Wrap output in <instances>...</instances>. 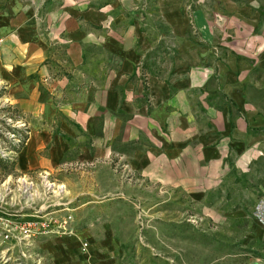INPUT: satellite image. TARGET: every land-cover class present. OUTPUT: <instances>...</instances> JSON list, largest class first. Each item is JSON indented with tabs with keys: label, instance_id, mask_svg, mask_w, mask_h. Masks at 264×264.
<instances>
[{
	"label": "crops",
	"instance_id": "1",
	"mask_svg": "<svg viewBox=\"0 0 264 264\" xmlns=\"http://www.w3.org/2000/svg\"><path fill=\"white\" fill-rule=\"evenodd\" d=\"M28 1L0 0V82L30 129L16 167L117 155L188 189L217 176L223 149L244 152L247 117L264 115V0H199L192 36L167 26L161 43L126 0Z\"/></svg>",
	"mask_w": 264,
	"mask_h": 264
},
{
	"label": "rangeland",
	"instance_id": "2",
	"mask_svg": "<svg viewBox=\"0 0 264 264\" xmlns=\"http://www.w3.org/2000/svg\"><path fill=\"white\" fill-rule=\"evenodd\" d=\"M126 1L148 33L157 31L159 43L167 26L191 28L192 36L197 25L199 0ZM201 1L212 9L214 0ZM31 4L37 8L25 0ZM142 9L158 16L142 17ZM170 10L177 12L169 17ZM225 105L233 120L229 100ZM250 117L244 152L233 157L223 149L217 176L205 183L196 178L188 189L151 181L117 155L25 171L16 159L29 136L28 120L0 82V118L23 131L13 157L0 159V182L15 185L25 175V203L7 208L32 222L24 241L0 240V264H264V115Z\"/></svg>",
	"mask_w": 264,
	"mask_h": 264
},
{
	"label": "built area",
	"instance_id": "3",
	"mask_svg": "<svg viewBox=\"0 0 264 264\" xmlns=\"http://www.w3.org/2000/svg\"><path fill=\"white\" fill-rule=\"evenodd\" d=\"M8 119L0 118V159L10 160L13 154L20 146L22 124L16 126L7 123ZM25 176V175H24ZM19 176L15 179V185L12 180L4 179L0 182V240L17 239L24 241L25 236L31 234V221L18 217L7 207L25 203V179ZM30 182L26 183L29 187ZM45 223H40L44 226Z\"/></svg>",
	"mask_w": 264,
	"mask_h": 264
},
{
	"label": "bare ground",
	"instance_id": "4",
	"mask_svg": "<svg viewBox=\"0 0 264 264\" xmlns=\"http://www.w3.org/2000/svg\"><path fill=\"white\" fill-rule=\"evenodd\" d=\"M25 184H26V182H25ZM47 188H50V184H47Z\"/></svg>",
	"mask_w": 264,
	"mask_h": 264
}]
</instances>
